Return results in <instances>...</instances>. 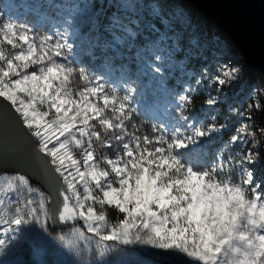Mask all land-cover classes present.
Segmentation results:
<instances>
[{"label": "snow or ice", "instance_id": "1", "mask_svg": "<svg viewBox=\"0 0 264 264\" xmlns=\"http://www.w3.org/2000/svg\"><path fill=\"white\" fill-rule=\"evenodd\" d=\"M72 52L67 38L38 37L27 25L0 18V99L34 138L42 154L37 163L61 198L58 215L50 217V193L33 188L24 174L0 173V254L22 226L47 231L51 219L82 221L72 229L74 239L57 238L77 250L83 241L89 251L94 240L100 260L116 245L140 244L165 250L176 264L185 258L186 264H264V181L255 180L251 167L264 138V127L251 123L253 110L264 111L260 96L238 112L234 128L197 126L183 114L195 91L186 88L176 126L139 135L130 96L76 68ZM239 73L220 68L207 87L221 92ZM77 80L85 87H75ZM218 102L212 95L205 100L209 107ZM225 130L232 134L210 163L193 159L190 145ZM109 209L118 214L115 222Z\"/></svg>", "mask_w": 264, "mask_h": 264}, {"label": "rangeland", "instance_id": "2", "mask_svg": "<svg viewBox=\"0 0 264 264\" xmlns=\"http://www.w3.org/2000/svg\"><path fill=\"white\" fill-rule=\"evenodd\" d=\"M0 18L27 25L38 37L67 38L73 44L71 59L76 68H83L94 81L117 88L120 95L130 96L129 107L135 109L132 122L139 135L151 137L156 135L154 127L176 126L179 97L186 88L195 89L189 93L192 97L201 93L206 99L209 95L219 97L216 105L205 104L195 114L190 106L184 110L197 126L227 122L234 128L238 112L253 102V96L264 98L260 74L252 73L239 59L241 52L215 24L182 0H0ZM140 19L145 20L141 37ZM156 56L162 59L156 60ZM154 66L161 71L155 72ZM225 66L238 67V79L221 92L208 88V78ZM75 87L85 85L77 80ZM251 117L256 126L252 113ZM231 134L225 130L201 138L199 145H190L195 149L193 159L210 163ZM260 148L261 144L259 160L251 166L257 182L264 181ZM238 149L239 145L234 146L233 154ZM110 154L115 155V150ZM31 186L45 192L33 182ZM48 212L50 216L49 205ZM73 227L82 228L83 222L61 231L52 230L50 219L47 231L38 224L22 226L15 239L8 238L0 264H176L165 250L140 244L116 245L100 260L94 240L89 251L83 241H78L77 250L57 238L65 235L74 239ZM85 234L90 235L86 230Z\"/></svg>", "mask_w": 264, "mask_h": 264}, {"label": "water", "instance_id": "3", "mask_svg": "<svg viewBox=\"0 0 264 264\" xmlns=\"http://www.w3.org/2000/svg\"><path fill=\"white\" fill-rule=\"evenodd\" d=\"M215 24L239 52L253 72L264 76V0H182ZM36 144L8 102L0 99V173H21L50 193V217L58 215V185L37 163ZM53 231L66 230L80 221L53 223Z\"/></svg>", "mask_w": 264, "mask_h": 264}, {"label": "trees", "instance_id": "4", "mask_svg": "<svg viewBox=\"0 0 264 264\" xmlns=\"http://www.w3.org/2000/svg\"><path fill=\"white\" fill-rule=\"evenodd\" d=\"M140 23H141L142 29L139 30V32H140L139 33V36L141 37L142 34H143V32H144L145 20L144 19H140ZM237 55H238V57H240L239 59H241L242 61H245L243 59L244 57H242L239 54H237ZM250 71L252 73H255L252 70H250ZM256 73H258V72H256ZM260 76H261V79L264 82V76L262 74H260ZM192 98H193L192 99V103L189 106L191 108L192 113L195 114L196 111L200 110V108L203 105H205L206 98H205L204 93H201L199 95H195ZM261 103L264 104V98H261ZM252 115H253V121L256 124V126L258 128L264 127V111L253 110L252 111ZM260 150H262L261 156H260V160H263L264 159V139L261 142V148H260ZM108 217H109V220L110 221L115 222V220L118 218V214L114 210L109 209V211H108Z\"/></svg>", "mask_w": 264, "mask_h": 264}]
</instances>
